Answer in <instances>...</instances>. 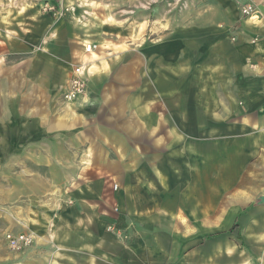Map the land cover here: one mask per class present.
<instances>
[{
    "label": "crops",
    "instance_id": "crops-1",
    "mask_svg": "<svg viewBox=\"0 0 264 264\" xmlns=\"http://www.w3.org/2000/svg\"><path fill=\"white\" fill-rule=\"evenodd\" d=\"M78 1L67 0L76 5L72 14L78 8L77 19L85 11ZM250 1L264 11L263 0ZM207 12L201 25L176 27L168 44L154 45L153 54L151 43L144 46L145 62L159 61V71L147 74L158 88L142 89L143 126L150 131L141 141L147 151L134 149L128 129L116 130L133 120L100 122L105 135L101 130L41 138L24 137L22 116L16 115L14 217L19 232L35 239L23 254L25 264H197L200 234L214 233L209 193L216 190L215 142L223 138L230 139L240 189L258 192V264H264V21L242 20L237 38L230 39V28L217 21L230 15L225 26H231L239 20L232 2L214 0ZM73 18L65 21L69 27ZM52 31V46L72 43L55 39ZM89 58L101 56L93 50ZM168 59L181 71H161ZM188 77L189 86H183ZM171 79L174 87L164 84ZM93 90L74 104H94L100 112L111 106L109 96H128L126 103H134V91ZM155 129L158 136L151 134ZM108 143L117 148L106 149ZM120 144L125 151L118 150ZM110 180L120 189L113 190Z\"/></svg>",
    "mask_w": 264,
    "mask_h": 264
},
{
    "label": "rangeland",
    "instance_id": "rangeland-1",
    "mask_svg": "<svg viewBox=\"0 0 264 264\" xmlns=\"http://www.w3.org/2000/svg\"><path fill=\"white\" fill-rule=\"evenodd\" d=\"M213 1L81 0L78 1L82 3L79 9L85 11L79 20L75 18L78 8L76 13L55 18L43 13L37 0H0V208L6 210L5 218L0 217V264H25L23 254L32 247L14 251L6 238L8 232L20 231L14 217L16 115L19 120L22 116L24 137L35 135L41 138L91 136L101 130L105 135L108 129L99 128L100 122L104 124L111 120L122 124L133 120L134 126H120L116 130L128 129V134L134 137V149L139 153L147 151L141 141L150 131L143 126L142 89L148 86L158 88V80L147 79V74L159 71V61L156 59L148 65L143 56L144 46L151 43L152 50L154 45L165 44L176 27L196 26L204 22L202 19L206 21L208 5ZM229 1L239 13V20L225 26L230 20L228 15L217 22L219 27L230 28V39H236L239 23L245 19L251 21L242 12L243 6L251 1ZM70 17H74V27L65 22ZM58 25L64 27H55ZM52 30L55 39L66 40L67 37L72 43L52 46ZM93 41L97 44L94 51L101 58L91 61L88 55L92 52H85V44ZM176 65L174 60L168 59L161 63L160 70L181 71ZM81 66H84L86 90L134 91V103H126L128 96H109L111 106L98 112L100 106L80 107L74 104L76 101H67L65 93L76 69ZM186 71L190 72V69ZM189 77L183 80V86H189ZM164 84L174 87V79L166 80ZM54 88L65 92L53 91ZM159 131L155 129L151 134L158 136ZM224 139L215 142L216 190L209 193L210 197L213 194L215 202L214 233L200 234L197 264H258V192L240 189L238 177L231 169L234 161L230 139ZM35 146L45 147L46 144L36 143ZM104 146L109 150L117 148L116 143ZM118 150L125 151L126 147L120 144ZM246 179L249 182V178ZM203 180L205 178L200 177V181ZM110 183H113V190L120 189V185L119 189L114 188L118 184L116 181L110 180ZM206 195V192L200 193V197Z\"/></svg>",
    "mask_w": 264,
    "mask_h": 264
},
{
    "label": "built area",
    "instance_id": "built-area-1",
    "mask_svg": "<svg viewBox=\"0 0 264 264\" xmlns=\"http://www.w3.org/2000/svg\"><path fill=\"white\" fill-rule=\"evenodd\" d=\"M40 4L43 13L52 15L55 18H63L67 14L72 13L75 10L76 5L68 3L67 0H37ZM264 3V0H263ZM242 12L250 20H263L264 21V11L256 4L250 2L243 6ZM97 44L94 42H89L85 44V51L92 52L96 49ZM84 66L77 68L75 75L70 81L67 92L65 93V98L67 101H76L86 92V83L83 75ZM115 189H118V184L114 185ZM108 230H114L112 225L108 226ZM7 242L10 249L14 251H24L34 243V236L32 233L19 232L6 234ZM54 264V263H51Z\"/></svg>",
    "mask_w": 264,
    "mask_h": 264
},
{
    "label": "water",
    "instance_id": "water-1",
    "mask_svg": "<svg viewBox=\"0 0 264 264\" xmlns=\"http://www.w3.org/2000/svg\"><path fill=\"white\" fill-rule=\"evenodd\" d=\"M262 201L264 202V196L262 197Z\"/></svg>",
    "mask_w": 264,
    "mask_h": 264
}]
</instances>
